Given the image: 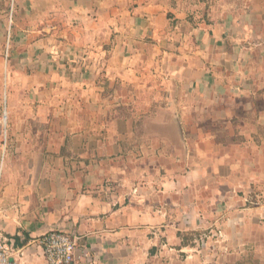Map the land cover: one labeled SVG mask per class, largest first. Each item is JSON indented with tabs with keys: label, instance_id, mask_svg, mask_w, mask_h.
<instances>
[{
	"label": "crops",
	"instance_id": "crops-1",
	"mask_svg": "<svg viewBox=\"0 0 264 264\" xmlns=\"http://www.w3.org/2000/svg\"><path fill=\"white\" fill-rule=\"evenodd\" d=\"M251 40L264 0H0V245L47 264L60 231L88 264H264Z\"/></svg>",
	"mask_w": 264,
	"mask_h": 264
},
{
	"label": "built area",
	"instance_id": "built-area-1",
	"mask_svg": "<svg viewBox=\"0 0 264 264\" xmlns=\"http://www.w3.org/2000/svg\"><path fill=\"white\" fill-rule=\"evenodd\" d=\"M218 237L222 233L218 232ZM47 264H84L91 263L92 256L76 233L50 231L37 240ZM9 244L0 245V264H18L19 255Z\"/></svg>",
	"mask_w": 264,
	"mask_h": 264
},
{
	"label": "rangeland",
	"instance_id": "rangeland-1",
	"mask_svg": "<svg viewBox=\"0 0 264 264\" xmlns=\"http://www.w3.org/2000/svg\"><path fill=\"white\" fill-rule=\"evenodd\" d=\"M210 1L211 0H209V2ZM224 42H225L226 45H229L230 44V42L227 41L226 39H225ZM260 44H262V46H264V42L261 41V43H260V42H258L256 40H251V41H248V42L243 43V45L246 46L247 48L251 47L252 50H253L252 51L253 53H257L255 51H258V49H259L258 53H263L264 52V50H263L264 48L260 49L262 47V46L260 47Z\"/></svg>",
	"mask_w": 264,
	"mask_h": 264
}]
</instances>
